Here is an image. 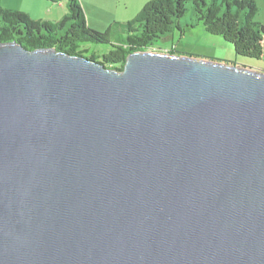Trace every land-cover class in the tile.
Returning <instances> with one entry per match:
<instances>
[{
  "label": "water",
  "instance_id": "95a60500",
  "mask_svg": "<svg viewBox=\"0 0 264 264\" xmlns=\"http://www.w3.org/2000/svg\"><path fill=\"white\" fill-rule=\"evenodd\" d=\"M0 264H264V72L0 43Z\"/></svg>",
  "mask_w": 264,
  "mask_h": 264
},
{
  "label": "trees",
  "instance_id": "16d2710c",
  "mask_svg": "<svg viewBox=\"0 0 264 264\" xmlns=\"http://www.w3.org/2000/svg\"><path fill=\"white\" fill-rule=\"evenodd\" d=\"M191 0H152L126 24L115 22L104 32L92 29L79 0H67L68 14L57 22L35 20L28 13L9 10L0 0V43L17 41L28 50L55 48L71 55L83 56L109 69L123 70L127 57L135 52L151 51L168 40L175 29L184 33L180 20ZM199 23L210 34L231 43L237 55L262 59L264 24L256 20L259 6L255 0H193ZM125 32L127 37L113 41ZM85 43L110 44L112 50L102 56L86 57ZM169 54H178L174 49ZM235 64V63H234Z\"/></svg>",
  "mask_w": 264,
  "mask_h": 264
},
{
  "label": "rangeland",
  "instance_id": "374dc122",
  "mask_svg": "<svg viewBox=\"0 0 264 264\" xmlns=\"http://www.w3.org/2000/svg\"><path fill=\"white\" fill-rule=\"evenodd\" d=\"M21 1L22 2L19 3L21 5L14 4L12 7L23 9L20 11L28 13L32 18L34 17V19L44 17L42 20L46 19L51 22H57L56 20L53 21V18H46V12L50 10L48 7L51 8V6H53L52 3L58 0ZM63 1L67 2V0H62V2ZM149 1L152 0H87V9L83 6L82 7L86 14L88 25L94 30L104 32L115 22L126 24L133 21ZM255 1H258V3H256L259 6V13L256 20L264 24V0ZM12 4L13 2L11 0H6L4 4L6 7L4 8L8 9ZM179 22L184 29V33L179 29H175L174 32L170 34L168 40L160 41L158 43V48L151 50V52L168 53L169 50L174 49L178 55L230 64L237 63L249 67L264 69V55L260 60L239 56L236 54L231 43L227 42L221 36L207 32L204 25L197 20L193 7V0L188 3L187 12ZM126 37L127 34L120 31V33L113 37V41L122 40ZM82 48L87 50L85 53L86 57H90L91 55L96 57L102 56L112 50L110 44L96 43H85L82 45Z\"/></svg>",
  "mask_w": 264,
  "mask_h": 264
},
{
  "label": "crops",
  "instance_id": "0c3cea01",
  "mask_svg": "<svg viewBox=\"0 0 264 264\" xmlns=\"http://www.w3.org/2000/svg\"><path fill=\"white\" fill-rule=\"evenodd\" d=\"M11 1L13 2V4L10 6V8H8L9 10H19V11L23 10V9H16V8L12 7L14 4L21 3L22 2L21 0H11ZM49 1H51V0H49ZM80 1L82 3V6L87 9V6H88L86 4L87 0H80ZM5 2H6V0H2L3 7H6L4 5ZM256 2L258 3V1H256ZM19 5H21V4H19ZM52 5L53 6H51V8L48 7V9H50V10L46 12V18H53L54 19L53 21H55V20L59 21V20H61L63 17H65L68 14L67 13L68 5H67L66 1L62 2V0H58L56 2H53ZM27 12H29V11H27ZM43 18L44 17L35 18V20H42ZM33 19H34V17H33ZM44 20H46V19H44ZM46 21H50V20H46ZM235 64L238 65V66H242V67H246V68H249V69H253V70H258V71L264 72V69L254 68V67H251V66L249 67V66L243 65V64H237V63H235Z\"/></svg>",
  "mask_w": 264,
  "mask_h": 264
}]
</instances>
